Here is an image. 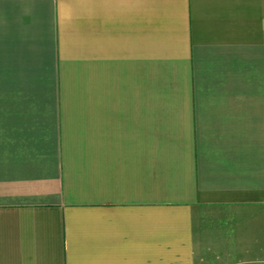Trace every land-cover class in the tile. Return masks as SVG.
<instances>
[{"label":"crops","instance_id":"0c3cea01","mask_svg":"<svg viewBox=\"0 0 264 264\" xmlns=\"http://www.w3.org/2000/svg\"><path fill=\"white\" fill-rule=\"evenodd\" d=\"M0 264H264V0H0Z\"/></svg>","mask_w":264,"mask_h":264},{"label":"rangeland","instance_id":"374dc122","mask_svg":"<svg viewBox=\"0 0 264 264\" xmlns=\"http://www.w3.org/2000/svg\"><path fill=\"white\" fill-rule=\"evenodd\" d=\"M220 231L221 232H219V234L222 235V229ZM221 235L218 237V231L217 230H215L214 233H213V235H212L213 246L216 247V248H218V249H220V247H222V246L225 247V242H223V239L224 238ZM198 241H199L198 242V247H199L200 243L202 244V249L200 250V252L203 253V252L207 251L206 249H204V245H206L207 243L201 241L200 239ZM227 245H228V243H227Z\"/></svg>","mask_w":264,"mask_h":264}]
</instances>
